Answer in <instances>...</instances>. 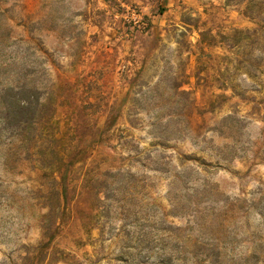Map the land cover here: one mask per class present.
Masks as SVG:
<instances>
[{"label":"rangeland","instance_id":"rangeland-1","mask_svg":"<svg viewBox=\"0 0 264 264\" xmlns=\"http://www.w3.org/2000/svg\"><path fill=\"white\" fill-rule=\"evenodd\" d=\"M1 11L0 66L25 57L76 165L65 200L50 159L0 125V264H211L215 248L264 264V0Z\"/></svg>","mask_w":264,"mask_h":264},{"label":"trees","instance_id":"trees-1","mask_svg":"<svg viewBox=\"0 0 264 264\" xmlns=\"http://www.w3.org/2000/svg\"><path fill=\"white\" fill-rule=\"evenodd\" d=\"M21 41L25 43L28 40L22 39ZM20 53V51L11 54L4 53L1 56L0 67L3 69L0 68L1 71H12L14 66H19L17 71L19 74L14 80L15 82L10 79L8 84H2L0 87L1 132L11 130V135L17 138L19 147L29 149L30 153H33V149H37L38 154H44L43 157L50 159L55 170L53 181L60 188L61 197L66 200L71 188L70 175L74 172L76 165L72 161L66 162L67 148L71 147L70 135L73 134L70 128L63 134L57 133L58 128L55 129L57 121L54 119L56 107L43 102V91L28 85L29 73L25 70L27 63L25 57L21 56ZM47 125V131L43 133L41 129ZM15 145L11 146L13 148H10V151L18 147ZM43 146H45L44 152ZM55 173H60L59 177H56ZM63 210H66L65 207ZM212 214L217 218L218 214L215 211ZM54 235L49 236L50 240L53 239ZM210 255L216 257L215 262L210 261L211 264H225V262L229 264H254L252 258L261 257L258 256L257 252H254L249 257L241 255V257L236 258L235 254H224L218 248L213 249V254ZM263 256L264 254H262ZM195 261L193 264L198 263L197 258ZM259 263H263V261L259 260L257 264ZM161 264L166 263L162 261Z\"/></svg>","mask_w":264,"mask_h":264}]
</instances>
